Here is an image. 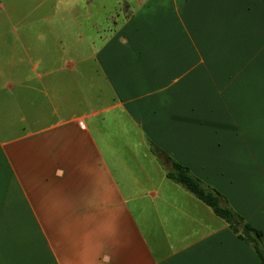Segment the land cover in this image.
<instances>
[{"label": "crops", "instance_id": "1", "mask_svg": "<svg viewBox=\"0 0 264 264\" xmlns=\"http://www.w3.org/2000/svg\"><path fill=\"white\" fill-rule=\"evenodd\" d=\"M174 162L264 244V0H0V264H262Z\"/></svg>", "mask_w": 264, "mask_h": 264}, {"label": "trees", "instance_id": "2", "mask_svg": "<svg viewBox=\"0 0 264 264\" xmlns=\"http://www.w3.org/2000/svg\"><path fill=\"white\" fill-rule=\"evenodd\" d=\"M168 177L176 183L183 185L199 200L210 206L214 213L224 219L232 230L239 234L244 242L250 244L254 248L262 264H264L262 232L246 224L244 219L231 207L223 206V197L216 190L204 185L199 179L191 174L187 167L175 162L173 163L172 170L168 173ZM241 227L242 229H240Z\"/></svg>", "mask_w": 264, "mask_h": 264}]
</instances>
